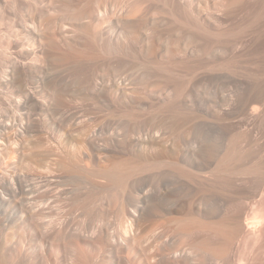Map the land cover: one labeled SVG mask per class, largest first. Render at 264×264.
Masks as SVG:
<instances>
[{
	"label": "bare ground",
	"instance_id": "6f19581e",
	"mask_svg": "<svg viewBox=\"0 0 264 264\" xmlns=\"http://www.w3.org/2000/svg\"><path fill=\"white\" fill-rule=\"evenodd\" d=\"M119 1L0 0V152L21 153L28 142L42 147L14 162L25 177L0 153V197L6 182L33 187L28 206L6 199L27 219L36 264H233L232 243L244 225L225 177L237 167L228 159L243 125H185L183 114L207 113L202 106L212 102L220 111L231 101L227 85L212 97L196 77H229L226 54L240 27L251 25L256 3ZM222 38L215 49L210 40ZM53 55L73 60L75 77L51 85L41 78L36 56ZM134 59L149 67L143 81L117 73ZM190 82L187 104L180 96ZM252 102L240 97L241 121ZM52 107L63 134L31 141L40 126L35 115ZM102 112L114 119L105 129L97 122ZM170 114L179 119L170 122ZM82 123L73 135L70 126ZM222 136L228 148L216 142ZM243 167L248 175L260 169L250 157ZM174 205L179 215L161 214Z\"/></svg>",
	"mask_w": 264,
	"mask_h": 264
},
{
	"label": "rangeland",
	"instance_id": "374dc122",
	"mask_svg": "<svg viewBox=\"0 0 264 264\" xmlns=\"http://www.w3.org/2000/svg\"><path fill=\"white\" fill-rule=\"evenodd\" d=\"M253 2L256 3V7L251 9V14L249 16L251 25L245 30L243 26L240 27L241 33L238 41L230 46V48H232L231 56L229 57V54H226L231 61L229 77L204 78V75L202 78L196 77L199 87L204 86L203 90H206L205 92L212 97L224 90L225 85H227L226 92L229 93L231 101L229 104L223 105V110L219 107L220 111L218 108H216L217 111L214 110L215 112L212 110V105H219L217 104L219 102H212V104L205 107L202 106L204 111H208L207 113H195L189 110V113L183 114L184 121L182 120L185 125H200L202 127L212 126L221 130L223 128H228L231 124L241 123L243 125L239 134L241 141L238 144H233L228 159L231 165L237 167L228 171L225 177L227 186L230 188L232 195L233 213L242 216L244 225L243 229L232 243L231 253L234 259L233 264H264V0H241L243 6H250ZM119 3H121V1H119ZM246 11V7L240 10V16L243 17ZM70 14L72 15L73 13L68 10V15ZM224 40L225 38L219 40L211 39L210 43L215 49H221L223 48ZM225 47L228 48V44L225 43ZM36 57V60H39L38 63L42 71L41 78H45L46 82L50 85L52 82V84H54V82L57 81L56 78L58 80L61 78H73L76 75L74 72L76 68L73 69L75 65L73 66V64L71 65V63H68L74 62L73 60L64 57L57 58L54 55L49 58L44 56ZM211 59L210 57V60ZM134 60L136 62L132 66L120 67L117 73L121 77H126L127 75L128 78H132V80L143 81L144 71L149 67L144 69V65L140 59L139 61L137 59ZM70 66L72 67L70 68ZM213 66L214 64H212L210 68L212 69ZM99 73H103L104 78H109L111 76L107 71H103L102 69L99 70ZM209 74L212 76L214 73ZM184 78H195V76L192 74ZM191 85L192 82L188 83L187 88L180 96L181 100L187 104H190L189 95ZM165 94L171 95V91H166L164 95ZM241 96L250 100L251 98L256 99V102H252L251 104V115L249 117L245 116L243 121H241L239 113V101ZM215 101H217V99H215ZM12 108L11 106L8 107V114L10 116L12 112H14V108ZM57 110L58 109L55 107H52L49 112L45 114L44 112H38L35 115L38 117L36 120L38 126L40 125V131L37 129V136L30 137L31 141H33V139L35 141L39 136L56 137L57 135L63 134L52 119L55 117L60 118L61 113ZM106 113L107 112H104L103 115L101 114L97 117V122L102 123L101 126L103 128H108V126H110V124L112 125L114 122V119L109 122L111 117L105 118ZM183 115L181 114L178 116H182L180 119H183ZM168 116L171 122L177 117V114H170ZM122 118V121H124L126 117L122 116ZM85 124L86 123L75 125L76 127L70 126L72 134H78L81 127ZM243 137L247 141L246 147L243 145ZM30 138L28 140H30ZM14 142H9V146H11L13 150H15L18 145ZM216 142L218 145L225 144V147L228 148L227 140L223 136L217 138ZM37 147L33 148L32 144L28 142L27 146H23L21 153L14 151L10 152L11 155L8 154L9 152L0 153H2L1 156L3 158L5 157L4 159H6V161H9L7 162V164H9L8 168L15 170L16 164L14 165V162H19L20 158L23 156H30L32 151L42 150V147ZM249 157L259 164L260 169L257 174L248 175L244 170L243 162ZM16 170L21 177H25V173H27L25 169L22 171ZM243 171L245 173H243ZM248 179H251L249 183L247 182ZM5 185V188H2L3 190L6 189V191H3L5 196L0 197V264H36V241L28 235L27 229L24 226V222L27 221V219H25L20 210H18V207L28 206L29 199L35 194L32 191L33 187L25 186L21 188L17 185V188L13 189L12 187L10 188L8 182H6ZM28 191H32L33 193ZM251 191L252 193H250ZM10 197H15L18 207H9L8 199ZM174 206L170 209H165L161 214L164 217L179 215L178 213H181L182 209L177 205ZM159 231L160 230H158L157 233H159ZM176 235L178 236V234Z\"/></svg>",
	"mask_w": 264,
	"mask_h": 264
}]
</instances>
